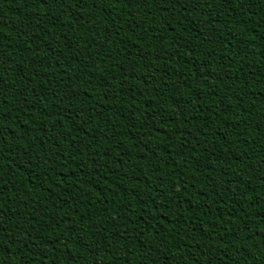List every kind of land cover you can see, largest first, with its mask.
Instances as JSON below:
<instances>
[{
    "label": "trees",
    "instance_id": "16d2710c",
    "mask_svg": "<svg viewBox=\"0 0 264 264\" xmlns=\"http://www.w3.org/2000/svg\"><path fill=\"white\" fill-rule=\"evenodd\" d=\"M0 264H264V0H0Z\"/></svg>",
    "mask_w": 264,
    "mask_h": 264
},
{
    "label": "snow or ice",
    "instance_id": "6c2138e0",
    "mask_svg": "<svg viewBox=\"0 0 264 264\" xmlns=\"http://www.w3.org/2000/svg\"><path fill=\"white\" fill-rule=\"evenodd\" d=\"M53 2H55V0H53Z\"/></svg>",
    "mask_w": 264,
    "mask_h": 264
}]
</instances>
